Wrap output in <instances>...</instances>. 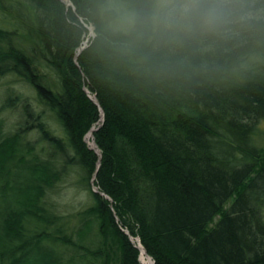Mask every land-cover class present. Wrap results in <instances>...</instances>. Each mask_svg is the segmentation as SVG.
I'll use <instances>...</instances> for the list:
<instances>
[{
  "label": "trees",
  "instance_id": "obj_1",
  "mask_svg": "<svg viewBox=\"0 0 264 264\" xmlns=\"http://www.w3.org/2000/svg\"><path fill=\"white\" fill-rule=\"evenodd\" d=\"M68 1L0 0V264H264V0Z\"/></svg>",
  "mask_w": 264,
  "mask_h": 264
},
{
  "label": "rangeland",
  "instance_id": "obj_2",
  "mask_svg": "<svg viewBox=\"0 0 264 264\" xmlns=\"http://www.w3.org/2000/svg\"><path fill=\"white\" fill-rule=\"evenodd\" d=\"M123 13L126 15L127 10L125 9ZM88 29L89 30L86 39L84 40V42H82V47L86 46L88 44L87 42H89L90 38H92L95 34L93 26H90ZM2 115H4V113L0 112V116ZM84 138L90 147H94L93 136L90 134V132ZM74 178H76L75 175L71 173L68 177L65 178L64 181L57 184V186L54 188V191L52 192V201L57 203V209H59L62 213H66V215L71 212L76 213V211L81 210L90 203V198L88 195L89 192L86 189L78 186L75 183ZM229 202L230 200L225 203L224 206L228 207ZM218 218L219 216H216L214 220L216 221ZM212 224L213 223H211V225ZM140 261L142 264H145L144 260L142 259V252L140 255Z\"/></svg>",
  "mask_w": 264,
  "mask_h": 264
},
{
  "label": "bare ground",
  "instance_id": "obj_3",
  "mask_svg": "<svg viewBox=\"0 0 264 264\" xmlns=\"http://www.w3.org/2000/svg\"><path fill=\"white\" fill-rule=\"evenodd\" d=\"M65 1H67V3H69V1L68 0H65ZM83 47H80L79 48V51L82 49ZM79 51H78V53H79ZM77 53V54H78ZM95 128H92L91 130H90V134L93 136V130H94ZM93 140H94V138H93ZM91 148H94V149H96L95 151L100 155V149L99 148H97V146H96V142H95V140H94V147L92 146ZM98 164H99V162H98ZM140 249H141V252H142V259L144 260V263L145 264H154V262L152 261V258L145 252V250H144V248L143 247H141L140 246Z\"/></svg>",
  "mask_w": 264,
  "mask_h": 264
},
{
  "label": "water",
  "instance_id": "obj_4",
  "mask_svg": "<svg viewBox=\"0 0 264 264\" xmlns=\"http://www.w3.org/2000/svg\"><path fill=\"white\" fill-rule=\"evenodd\" d=\"M62 1H65V0H62ZM66 2H67V1H66ZM93 100L97 102V100H96L95 97H93ZM101 115H102V112H101ZM102 119H103V117H102ZM93 128H94V127H93ZM93 189H94L95 191L97 190V188H95V187H94ZM152 261H153V260H152Z\"/></svg>",
  "mask_w": 264,
  "mask_h": 264
}]
</instances>
